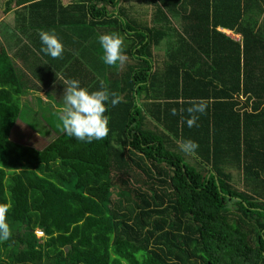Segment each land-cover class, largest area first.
Instances as JSON below:
<instances>
[{"label":"trees","instance_id":"trees-1","mask_svg":"<svg viewBox=\"0 0 264 264\" xmlns=\"http://www.w3.org/2000/svg\"><path fill=\"white\" fill-rule=\"evenodd\" d=\"M139 4L140 17L122 0L5 1L20 34L116 32L127 60L103 63V79L82 67V87L103 80L121 97L107 105L108 138L82 143L61 131L39 149L13 140L28 85L0 47V204L12 231L0 264H264V0ZM38 52L60 93L69 68ZM194 106L203 112L190 127ZM186 141L198 147L182 150Z\"/></svg>","mask_w":264,"mask_h":264},{"label":"crops","instance_id":"crops-1","mask_svg":"<svg viewBox=\"0 0 264 264\" xmlns=\"http://www.w3.org/2000/svg\"><path fill=\"white\" fill-rule=\"evenodd\" d=\"M5 1L6 0H0V47H3L6 52L9 54V56L13 59L15 68H17L22 74L26 80V83L28 85V89L26 90V93L24 95L25 101H27L30 105H32V98H35V95H45L44 99L47 101L46 103L52 102L53 98H50V96H47V94H58V91H52L51 87L58 86L57 84L50 80V77L46 76V70L47 67L45 64H43L42 56L39 54V50L41 49L42 45L39 38V32L41 30H38L37 33L34 35H31L30 37L25 36L24 34H20L17 30H15V10H11V12L5 14ZM75 0H61V2L64 5L71 4ZM122 4L129 10L131 9L132 12L137 15L141 16L140 9H138V12H136L137 8L140 7L139 0H122ZM139 4V5H138ZM134 9V10H133ZM130 12V13H132ZM149 19L150 22L153 18V12L152 9L149 8ZM264 15L260 19V23H264ZM177 27V26H176ZM9 28V29H8ZM178 29V27H177ZM3 30V31H1ZM179 30V29H178ZM220 31L223 33H226L228 36L232 37L233 39L239 40L240 36L236 35L235 32L232 30H227L224 28H220ZM47 31V30H45ZM48 31H54L56 35L60 38L64 45V55L62 59H52L50 56H48V59L46 60L51 61L52 63L58 62L59 65L64 64L65 67L69 68L70 71V79L78 80L81 84V79L86 78V75H83L82 67L88 68L91 64V67H95L96 69L101 70L100 78H104V72L102 71L104 69L103 61L101 59V56L103 54L102 49L100 47V44L98 42V37L103 34H107L105 30H99V29H77V28H64V29H48ZM33 34V33H30ZM97 35V36H96ZM88 36V40L83 39V37ZM174 36H176L174 33L171 34V38L173 39ZM169 40L164 42L161 46L156 48L155 55L156 60L162 59L164 61L166 57V53L169 48ZM125 44H127V41H125ZM99 48V49H95ZM39 54H37V52ZM99 52L101 53L99 55ZM127 60V59H126ZM157 62V61H156ZM53 66L52 64H50ZM35 74H39V77H41L43 80H50L51 83L50 86L44 87L40 83V79L35 77ZM38 80V81H36ZM42 80V81H43ZM64 87L60 88V93H63ZM23 97V99H24ZM63 96H55V100L58 101L61 104V107L59 105V108L57 109V112L59 113L63 106ZM41 109L37 112V116L41 118L40 116ZM39 124H35L33 128L30 129L27 124L23 123L26 128L24 129L25 132H31L33 133L34 130L38 131L36 126L46 128V130H40V132H46L49 133L50 131L53 133H56V130L52 127H47V125H44L42 121H39ZM29 126H33V124H29ZM35 128V129H34ZM48 128V129H47ZM18 138V137H17ZM17 143H22V141L18 138V141H15ZM240 177V176H239Z\"/></svg>","mask_w":264,"mask_h":264},{"label":"clouds","instance_id":"clouds-1","mask_svg":"<svg viewBox=\"0 0 264 264\" xmlns=\"http://www.w3.org/2000/svg\"><path fill=\"white\" fill-rule=\"evenodd\" d=\"M41 42L40 51L52 59H62L64 45L54 31L41 30L39 33ZM102 49L101 59L109 67H115L126 61L124 54V38L119 33L112 32L98 37ZM63 91V106L59 112L60 130L68 137L82 143H92L108 138L111 131L109 127L110 117L106 115L107 105L117 106L121 102L118 93L110 92L103 80L100 81V90L89 91L82 87L75 79H68ZM190 119L189 126H193L198 119L196 112H203L202 107L188 109ZM176 110H173V115ZM198 145L193 141L184 142L182 150L194 151ZM10 205L0 204V243L7 242L12 237V231L7 221Z\"/></svg>","mask_w":264,"mask_h":264},{"label":"rangeland","instance_id":"rangeland-1","mask_svg":"<svg viewBox=\"0 0 264 264\" xmlns=\"http://www.w3.org/2000/svg\"><path fill=\"white\" fill-rule=\"evenodd\" d=\"M137 9H142L141 7H138ZM9 29V28H8ZM3 31V30H1ZM101 53L99 52V55ZM126 68V64L122 65V69ZM62 77V76H61ZM38 79L43 80L41 77H38ZM38 81V80H36ZM55 86V85H54ZM51 87L52 91H54L55 87ZM61 95V93H59V96ZM45 95H41V94H37L35 95V98H32L31 102L32 105H30L27 101H24L23 103V107L24 109L27 111L25 113V115L23 116V120L22 122L19 124L20 126L18 127V132L17 134H15V137L13 138L14 141H18V138L22 141V143L34 146L36 148H43L44 146H46L48 143L52 142L57 135L60 134L61 130L59 127L60 121H59V113L57 112V109L59 108V105L61 107V104L56 101L54 98V93L52 94H47V96H50V98H53L52 102L49 101V103H46L47 101L43 100ZM46 97V96H45ZM25 99V97H24ZM63 99V98H62ZM63 102V101H61ZM39 109H41L40 112V116L42 117V120L40 117L37 116V112L39 111ZM42 121L44 123V125H47V127H52L56 130V133L53 132H49V133H44V132H40V130H46V128L43 127H38L36 126L35 128H37L38 131H35L33 133H29V132H25L24 129L26 128V126H28L30 129L33 130L35 124H39ZM27 124L26 126L23 124ZM33 124V126H29V124ZM34 128V129H35ZM47 128V129H48ZM18 137V138H17ZM186 156V160L187 162H189L191 165L197 166V162L195 157L187 152ZM236 184L238 186H242V181L241 178L237 175L236 177ZM120 187L116 186L113 189V198H118L119 197V192H120ZM42 234L38 235V237H41ZM45 237V236H43ZM42 237V238H43Z\"/></svg>","mask_w":264,"mask_h":264},{"label":"built area","instance_id":"built-area-1","mask_svg":"<svg viewBox=\"0 0 264 264\" xmlns=\"http://www.w3.org/2000/svg\"><path fill=\"white\" fill-rule=\"evenodd\" d=\"M37 234H38V235L42 234V236H41L40 238H42V237L44 236V233H43L42 230H38V231H37Z\"/></svg>","mask_w":264,"mask_h":264}]
</instances>
